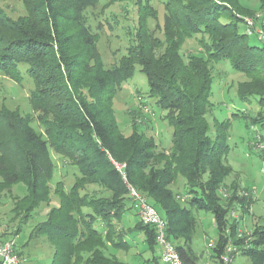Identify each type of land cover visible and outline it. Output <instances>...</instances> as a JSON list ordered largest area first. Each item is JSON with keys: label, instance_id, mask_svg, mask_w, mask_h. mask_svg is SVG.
<instances>
[{"label": "trees", "instance_id": "obj_1", "mask_svg": "<svg viewBox=\"0 0 264 264\" xmlns=\"http://www.w3.org/2000/svg\"><path fill=\"white\" fill-rule=\"evenodd\" d=\"M98 2L30 0L25 4L28 15L18 20L0 7V70L20 84V65H25L33 83L30 103L43 128L35 129L32 117L19 109L0 107V192L24 187L23 195L13 197L14 212L23 214L22 226L52 193L59 197V205L35 229L53 248L52 264H130L104 251L107 243L130 248L120 224L125 213L136 208L128 184L161 214L167 237L185 264L199 260L194 209L214 217L218 235L213 257L220 260L231 240L252 264H264V225L254 228L248 240L237 237L243 216L230 218V202L244 195L237 188H230V199L221 193L233 172L224 155L235 117L254 132L264 161V134L259 132L264 129V34L260 36L257 26L248 34L245 22L255 13L239 0H165L164 43L150 36L148 16L140 7L134 43L118 64L105 67L83 21L84 9ZM261 10L264 16V0ZM193 37L199 49L182 53L185 39ZM222 61L244 75L237 83V97L248 106L254 100L259 111L248 115L237 109L230 118L215 119L211 133L208 116L215 104L210 96L216 64ZM136 65L147 77L149 96L166 111L164 120L173 127L168 152L134 123L132 133L124 134L115 119L116 86L134 75ZM52 152L76 170L69 189L62 181L54 189L50 185L56 168ZM115 163L123 164V171ZM180 177L185 185L181 194L173 188ZM89 185L100 191H88ZM136 215L132 232H142L153 247L155 228L140 221L137 208ZM157 260L153 256L152 263Z\"/></svg>", "mask_w": 264, "mask_h": 264}, {"label": "rangeland", "instance_id": "obj_2", "mask_svg": "<svg viewBox=\"0 0 264 264\" xmlns=\"http://www.w3.org/2000/svg\"><path fill=\"white\" fill-rule=\"evenodd\" d=\"M30 0H0V7L14 20L28 15L25 5ZM248 10L262 14V0H239ZM140 3V6H139ZM141 11L148 16V30L152 38H159L165 43L164 15L166 14L165 0H99L97 4L89 5L83 11V21L94 35L97 51L105 67H113L118 64L120 58L128 52V47L134 43L136 31L139 26ZM151 7V8H150ZM264 17V16H263ZM264 18L256 20V26L264 31L262 25ZM243 30V27H241ZM264 34V33H263ZM196 37L186 38L181 46V52L188 54L199 49ZM253 42H258L256 36H252ZM140 65H136L134 75L121 85L116 86V93L112 100V109L119 129L126 135L133 131V123L137 129L155 137L162 149L167 151L171 147L173 127L164 120L165 110L155 104L154 98L149 96V86L146 75L141 71ZM23 81L19 84L0 70V107L7 106L11 109H19L22 114L32 117V125L38 131L43 128L39 123V112L34 110L30 103V93L33 88L32 78L27 74L24 64L20 65ZM214 82L211 90V100L215 109L209 114L211 133H214V121L230 118L235 110L243 109L245 114L256 115L259 105L253 100V105L241 102L237 97V83L242 81L244 75L236 72L229 61L216 64ZM141 97L147 102L150 113L141 108ZM246 107V108H245ZM232 122L227 143L229 149L224 155V161L233 169L232 174L226 179L221 190L225 199L233 195L230 188H237L242 198L232 203L230 210L235 209L242 217L239 225L243 236L251 238L256 227L264 225V161L258 154V146L253 140L254 132L245 126L243 118L235 117ZM259 132L264 134V129ZM168 152V151H167ZM56 168L50 183L52 189L59 181L64 188L69 189L74 183V172L76 170L65 162V159L52 152ZM1 178V177H0ZM184 179L180 177L177 185L173 186L178 193L184 192ZM88 191L98 190V186L89 185ZM24 193L22 185H14L10 190L7 188L0 192V239L6 242L15 239L17 252L27 259V264H52L53 248L46 236L38 235L36 227L46 220L50 209L59 205L60 199L52 193L50 201L41 203L34 211V215L27 218V224L22 226V213L14 212L13 197ZM182 198V197H181ZM133 202V199H132ZM131 203H129V206ZM193 214L199 219L194 236V249L199 255L197 264H223L221 259L212 256V248L209 243L217 238L218 231L214 224L211 212L205 210H193ZM242 215V216H241ZM136 208L125 213L122 230L125 231V239L130 248L115 249L107 243L106 256H114L116 259L130 264H152L153 256L160 259L162 247L155 244L153 247L145 241L142 232L134 231L132 228L137 221ZM118 224V223H117ZM117 226V225H116ZM118 224L117 228L119 229ZM20 228V230H19ZM249 256L238 254L231 264H252Z\"/></svg>", "mask_w": 264, "mask_h": 264}, {"label": "built area", "instance_id": "obj_3", "mask_svg": "<svg viewBox=\"0 0 264 264\" xmlns=\"http://www.w3.org/2000/svg\"><path fill=\"white\" fill-rule=\"evenodd\" d=\"M262 14H258L256 18L245 17L246 32L248 34H254L256 28V20L261 19ZM261 37H263L262 30H257ZM141 108L154 116L155 113L151 111L149 105L141 97ZM259 147L262 145L259 144ZM120 171H123V164L115 163ZM129 195L135 202L138 210L139 219L143 224L151 225L156 230V242L162 247V253L160 259L152 264H185L174 243L167 237L166 222L162 218L158 210L149 202L146 196L141 194L134 186L128 184ZM248 194V193H242ZM229 216L232 219H239V214L235 209L230 210ZM237 237H244L240 231V227L237 228ZM247 240L246 243L247 244ZM17 242L15 239H10L6 242L0 243V264H27V259L17 252ZM215 241L209 243V247L214 246ZM241 253V246L236 245L233 241H229L224 253L221 256L223 264H231L236 255Z\"/></svg>", "mask_w": 264, "mask_h": 264}]
</instances>
